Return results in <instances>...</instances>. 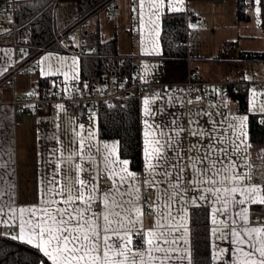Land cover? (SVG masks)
<instances>
[{
  "label": "snow or ice",
  "instance_id": "1",
  "mask_svg": "<svg viewBox=\"0 0 264 264\" xmlns=\"http://www.w3.org/2000/svg\"><path fill=\"white\" fill-rule=\"evenodd\" d=\"M178 3L183 0H167V5L166 0H139L141 25L145 16L154 24L165 7L181 10ZM76 63L61 58L59 67L52 70L49 64L41 74L63 75L69 92L68 82L77 79ZM261 96L252 91L250 112L264 114ZM157 99L164 97L142 102L140 172L121 159L119 141L97 143L92 124L72 126L74 121L67 129L57 124L60 133L50 137L55 144L37 203L17 205L8 171L11 155L0 161V224L14 225L18 233L11 238L42 254L38 264H192L190 209L204 212L206 264H264V219H253L249 211L252 205L264 206V185L251 183L250 170L240 163L248 147V116L190 110L185 117ZM56 107L64 110L62 104ZM101 173L109 184L99 183Z\"/></svg>",
  "mask_w": 264,
  "mask_h": 264
},
{
  "label": "crops",
  "instance_id": "2",
  "mask_svg": "<svg viewBox=\"0 0 264 264\" xmlns=\"http://www.w3.org/2000/svg\"><path fill=\"white\" fill-rule=\"evenodd\" d=\"M13 1L16 2V0ZM223 1L183 0L182 4L178 3L175 5L181 9L179 11L185 13L187 55L183 59H166L161 56L162 44L160 35L162 16L165 13L178 11H170L165 7L161 10L160 17L154 24L150 23L148 17L145 16L144 25L142 26L139 14V0H110L108 3H111H106L83 21H78V10L74 1L56 0L52 4L53 34H63L73 28L75 24L82 23L78 31V39L64 44V48L51 44L49 49L32 58H26L27 50L22 44L10 45L0 43V78L8 75L14 62L22 65L31 59L34 60V67H29L27 72L17 73L11 78L13 85L8 83L9 79L0 85V100L3 101L0 102V154H2L0 155V161L7 162L8 155H11V168L8 171L10 173L9 179L14 186V198L17 205L31 206L37 203L40 181L43 174L47 171L45 161L48 158L50 148L55 144L50 137L53 132L59 134L61 131L56 128L57 124H62L65 129L69 127V121H74L72 126L85 124L87 127L92 124L96 132L97 143L118 141L115 138H100L98 114L91 108H88L82 117L71 114L65 105L63 111L56 109L54 112H46L36 104H27L24 113H17L14 106L9 102L14 97L24 95L33 89L36 90L39 78L44 77L53 78L47 92H65L64 84L62 83L63 75L58 73L56 76H44L41 74V68L47 71L49 64L52 65V70L59 67L61 58L68 63L73 59L77 61L72 69L77 79L68 82L71 91L65 92L66 94L74 91L78 92L83 86L91 85L89 81L81 79V58L83 56L72 54L68 51H77L79 42H84L87 46V41L83 34L87 36L90 32L94 31L98 33L101 41H107L115 37L118 49L117 57L121 60H129L132 70L138 69L142 78L148 82H180L185 78L189 69L195 70L198 78L204 80H218L224 76H230L234 80L248 81L247 78L252 73L256 74L259 79H264V50L261 49V45L243 44L240 46L239 37L237 38V35H241V20L247 22L253 21L255 27L264 36V32H262L264 31V0H260L258 5L255 0H234L236 6L233 8V13L232 11L229 12L228 18H225L220 12L219 5H222ZM245 6L246 9L244 10ZM112 7L117 11L115 18H111L109 15V10ZM257 7L260 8L259 13L256 12ZM134 8L136 9L135 12L133 11ZM190 8L194 9L197 16L195 23L186 21V12ZM119 16L120 18L118 19ZM13 23L15 24L14 12L0 8V34L7 32ZM208 25L211 29L219 25L223 34H214L216 36L215 40L211 39L213 36H202ZM227 28H229V31ZM226 43L231 46L227 48L225 46ZM93 54V56L85 57L97 56V54ZM45 56H50V59L44 61L42 65H38V62ZM139 57L150 58L151 61H141L138 59ZM4 69H7V71H4ZM68 70V68L64 69V71ZM109 78H115V76L112 73H107L104 75V78H99L93 85L100 82V80ZM53 81H56L58 86H53ZM253 90L257 93H264V89L258 86L248 88V111ZM157 95L164 97L163 100L157 99V104H166L169 111L182 114L185 117L189 115L190 110L192 112L200 110L223 111L227 114L247 115L246 113L237 111V104L232 100H228L227 102L220 101L219 95L215 92L204 93L202 101L199 104H191L183 94H174L169 88H156L145 92L142 98L138 99L141 119V139L143 130V99L146 97L154 98ZM259 99L264 100V96L259 97ZM90 115L93 116L91 121L89 119ZM260 115L264 116V114ZM247 129L248 122L246 131ZM61 139H67V137L61 136ZM247 144V151L242 154L240 161L244 171H248V163L254 156V150L251 149L248 142V134ZM121 159L125 158L121 157ZM129 168L132 171L140 172L143 169V164L141 169L138 170L132 169L130 165ZM0 171H3V169H0ZM21 176H23V181L21 180ZM99 183L109 184L110 180L101 173ZM147 195L148 193L145 191V196ZM249 211L253 219L256 217L264 219V206L252 205ZM147 221L148 218L145 217L146 225ZM0 228L8 229L15 235L18 233V229L14 225L0 224ZM190 228L192 253L191 224Z\"/></svg>",
  "mask_w": 264,
  "mask_h": 264
},
{
  "label": "trees",
  "instance_id": "3",
  "mask_svg": "<svg viewBox=\"0 0 264 264\" xmlns=\"http://www.w3.org/2000/svg\"><path fill=\"white\" fill-rule=\"evenodd\" d=\"M56 0H16L14 19L18 28L17 44L26 47V58L38 56L49 49L53 43L52 4ZM77 5L78 21H83L110 0H71ZM242 6L241 4H239ZM242 13V12H241ZM161 56L166 59H183L187 55L185 13L182 11L165 13L162 16ZM87 46L96 57L81 58V79L91 85L105 74H111L120 79L122 74L132 70L129 60L117 57L118 49L115 37L101 41L98 33L83 34ZM229 48L231 45L226 43ZM252 56V55H250ZM52 77L39 78L36 91L44 94L48 91ZM248 88L242 85L236 89L228 88V99L237 104V111L248 116V142L252 150L264 144V124L260 123L263 115L251 113L247 105ZM98 130L102 139L115 138L120 142L121 157L130 161L134 170L141 169L142 139L140 106L137 98H123L111 104L102 103L98 112ZM192 225V264H206L209 251V241L204 212L200 209H190ZM12 234L5 228H0V264H38L42 254L31 245L18 239H12Z\"/></svg>",
  "mask_w": 264,
  "mask_h": 264
},
{
  "label": "built area",
  "instance_id": "4",
  "mask_svg": "<svg viewBox=\"0 0 264 264\" xmlns=\"http://www.w3.org/2000/svg\"><path fill=\"white\" fill-rule=\"evenodd\" d=\"M111 3V2H109ZM108 3V4H109ZM0 8L4 10H10L14 12L15 2L13 0H0ZM246 9V6L244 10ZM111 18H115L117 11L114 7L109 10ZM186 21L195 23L197 16L193 8H190L186 12ZM82 23H77L70 30L63 34H54L52 45H57L60 48H64V44L71 43L75 39H78L79 30ZM16 32L17 27L13 23L11 28L0 34V43L16 45ZM72 54L81 56H93L91 50L84 42H79V48L77 51L68 50ZM139 60L150 62V58L139 57ZM29 67H34V60L31 59L25 64H18L14 62L10 68L8 75L4 78H0V85L4 81L8 80L10 85H13V78L17 73L27 72ZM242 85L244 88L252 86H258L264 89V79H259L256 74H253L252 81L246 80H234L230 76H224L218 80H204L199 79L195 70L189 69L185 78L180 82L169 83L164 81L148 82L145 81L138 69H133L129 74H122L120 79L109 78L106 80H100L97 84L87 87H82L78 92H71L66 94L65 92H46L39 94L35 89L30 92L12 98L9 102L14 106L17 113H24L27 104H36L42 110L46 112L56 111V105H65L67 110L77 116L82 117L88 108H91L95 112H98L102 103L111 104L117 99L123 98H137L141 99L145 92L152 91L153 89L169 88L174 94H183L187 97L188 102L191 104H199L202 101L204 93L215 92L219 95V100L227 102L228 88L232 87L236 89L237 86ZM0 102H3L0 100ZM260 123L264 124V117L260 119ZM252 174L253 184L264 185V144L259 145L254 151V156L248 163V171ZM94 207V206H93Z\"/></svg>",
  "mask_w": 264,
  "mask_h": 264
},
{
  "label": "rangeland",
  "instance_id": "5",
  "mask_svg": "<svg viewBox=\"0 0 264 264\" xmlns=\"http://www.w3.org/2000/svg\"><path fill=\"white\" fill-rule=\"evenodd\" d=\"M234 6H236L234 0H224L223 4L219 5V8L221 9L220 11L221 14H223L225 18H228L229 12L232 11L233 13ZM119 18L120 16L118 17V19ZM241 22H242L241 28H240L241 35L239 36L237 35V38L239 37V40H240V46H242L243 44L261 45V49L264 50V36H262L261 31H259V29L255 27V24L253 23V21L247 22L245 20H241ZM229 25H230V22H229ZM227 30L229 31V28H227ZM216 33L223 34L220 26L217 25L213 29H211V27L208 25L205 29V32H203L202 36L203 35L211 36V37L213 36L211 39L215 40L216 36L214 34ZM247 80L248 81L253 80V73L247 78ZM21 180L23 181V176H21ZM5 230L8 232V229H5Z\"/></svg>",
  "mask_w": 264,
  "mask_h": 264
}]
</instances>
